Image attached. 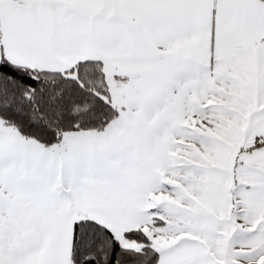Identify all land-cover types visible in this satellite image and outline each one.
<instances>
[{
  "label": "snow or ice",
  "instance_id": "snow-or-ice-1",
  "mask_svg": "<svg viewBox=\"0 0 264 264\" xmlns=\"http://www.w3.org/2000/svg\"><path fill=\"white\" fill-rule=\"evenodd\" d=\"M0 264H264V0H0Z\"/></svg>",
  "mask_w": 264,
  "mask_h": 264
}]
</instances>
